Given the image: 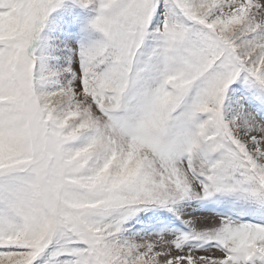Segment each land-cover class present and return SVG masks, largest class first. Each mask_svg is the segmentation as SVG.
Listing matches in <instances>:
<instances>
[{
    "label": "snow or ice",
    "instance_id": "snow-or-ice-1",
    "mask_svg": "<svg viewBox=\"0 0 264 264\" xmlns=\"http://www.w3.org/2000/svg\"><path fill=\"white\" fill-rule=\"evenodd\" d=\"M0 264H264V0H0Z\"/></svg>",
    "mask_w": 264,
    "mask_h": 264
},
{
    "label": "rangeland",
    "instance_id": "rangeland-1",
    "mask_svg": "<svg viewBox=\"0 0 264 264\" xmlns=\"http://www.w3.org/2000/svg\"><path fill=\"white\" fill-rule=\"evenodd\" d=\"M80 16L84 19H87L88 17H90L91 15H93L92 12H90L88 9H77L76 10ZM196 208H192L191 210H195Z\"/></svg>",
    "mask_w": 264,
    "mask_h": 264
}]
</instances>
